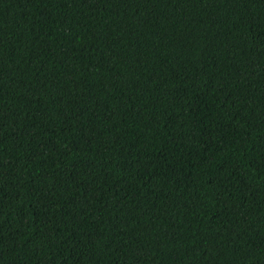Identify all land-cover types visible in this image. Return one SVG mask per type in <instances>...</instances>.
<instances>
[{"label": "trees", "instance_id": "16d2710c", "mask_svg": "<svg viewBox=\"0 0 264 264\" xmlns=\"http://www.w3.org/2000/svg\"><path fill=\"white\" fill-rule=\"evenodd\" d=\"M0 264H264V0H0Z\"/></svg>", "mask_w": 264, "mask_h": 264}]
</instances>
